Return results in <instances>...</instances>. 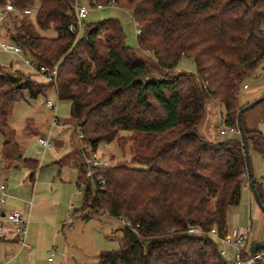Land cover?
Returning <instances> with one entry per match:
<instances>
[{
  "label": "trees",
  "instance_id": "obj_1",
  "mask_svg": "<svg viewBox=\"0 0 264 264\" xmlns=\"http://www.w3.org/2000/svg\"><path fill=\"white\" fill-rule=\"evenodd\" d=\"M7 3L15 12L1 24L6 38L37 67L57 65V80L37 83L0 66L5 168L21 162L34 181L37 164L21 160L9 118L25 92L35 99L54 87L58 100L70 102L71 121L91 151L100 144L128 146L131 162L141 166L110 165L90 178L84 165L79 170L81 206L72 216L108 215L125 223L119 249L101 252L98 264H227L209 231L226 233L227 211L239 205L244 184L263 208L264 196L248 173L241 135L210 141L197 128L213 100L223 110V124L240 125L247 147L264 154L262 134L248 130L243 118L264 100L253 108L239 102L264 62V0H93V7L130 13L137 50L148 57L126 45L116 19L87 25L80 37L72 33L77 0H0V8ZM36 27L53 28L56 37H42ZM183 59L193 62L194 73L173 72ZM34 131L29 121L25 134ZM192 227L205 235H188ZM258 254L256 264H264V250Z\"/></svg>",
  "mask_w": 264,
  "mask_h": 264
},
{
  "label": "rangeland",
  "instance_id": "obj_2",
  "mask_svg": "<svg viewBox=\"0 0 264 264\" xmlns=\"http://www.w3.org/2000/svg\"><path fill=\"white\" fill-rule=\"evenodd\" d=\"M78 3L88 9V14L86 18L81 21V28L78 30L79 37L83 35L84 27L87 25L98 23L106 19H116L120 22L123 29L126 45L137 50V28L127 10L113 5H108L98 10L96 7L92 6L93 0H78ZM30 19L34 22V14L30 15ZM36 31L42 37H56V32L53 28L41 30L36 27ZM0 37L3 41L11 42L8 39H3L1 33ZM23 59L0 50V66L10 70H20L24 75H31L28 73L31 69L24 65ZM263 67L264 62L257 67L255 76L246 81L249 89L240 91L239 102L241 105L248 102L252 104L253 101L250 100L255 98V94L259 95L264 93ZM173 72L194 73L195 66L191 60L183 59ZM48 101L56 106L55 110L46 107V102ZM212 103L215 102L210 99L209 102L206 103L204 121L206 116L209 117V108ZM218 109L219 111H215V114L219 113V116L214 115V112L212 115L214 123L216 121L217 124L213 127L214 129L209 128L211 137L216 139H230L235 137V134L220 136L218 130H215V128L219 127L228 129L221 119L220 114H223V110L221 107H218ZM54 117L59 121L60 125L68 123L71 120L70 102L58 100L54 87H51L45 94H41L35 99L30 98L25 92L24 98L15 104L9 118V126L14 130L16 142L20 147L27 148L25 150L26 154L41 156L42 153V149L38 147L36 137L25 134L26 125L29 121L32 122L35 127L36 133L43 137H47L50 130V136L53 139L58 137L61 130L64 131L67 139L71 136L70 134L74 133V128L76 133H79V129L76 127L69 128L68 126L64 129L60 126L52 127L51 125ZM243 118L248 125L247 127H252V129L259 131L264 139V105L257 106L246 112ZM70 123L73 122L71 121ZM122 135H128V133L123 132ZM1 139L0 137V141ZM80 142L81 147H84L86 142L82 139ZM247 148L251 176L260 184L261 194L264 196V154L260 155L256 153L250 144H248ZM96 154L98 157L102 155L104 160L110 162V165L125 164L131 168L141 167L131 162L128 146L122 150L113 143L100 144ZM53 162L50 156L45 154L43 166L45 168L47 167V169L43 170L45 174L40 176V184L37 189V192L45 194V197L38 203H35L34 208H36V210L32 212L30 218V220L40 219L45 224L41 226L42 228L39 231V235L34 237L33 241L29 238L31 235H29L30 225L28 226L26 243L30 246V250H23L17 253L18 247L20 248L18 243L0 242V264H98V255L101 252L116 251L119 249V241L122 237L123 228L121 221L113 219L108 215L82 221L72 216L73 211L67 212L66 206L69 201L75 203V210L79 209L81 206L82 193L77 190L74 184L78 172L75 173L69 167L65 168L64 162H61L62 165H60L59 173L57 165L55 164L53 166ZM12 173L16 174L17 177L10 178L7 181L10 193H22L25 195V188L28 186V183L25 181V170L20 169L18 172L13 171ZM22 173L24 176L21 178ZM19 179L20 182L25 185H23V188L22 186L20 188H14L12 185L16 184ZM0 180H2L1 172ZM46 180L48 182L44 183L43 181ZM249 191L248 185L244 184L241 195L243 193L245 195ZM38 193L37 195H39ZM238 206L240 207H238L237 212L240 209V214L237 219L238 224L240 226L242 225V231L246 230L248 227L247 224L251 222L250 230L256 238L254 240L264 245V213L258 207V212L256 214L258 217H255V215H250L247 206L243 205L242 202H240ZM67 217L71 219L69 223ZM227 252V264H234L232 256L233 251L227 247ZM4 261H6V263H4Z\"/></svg>",
  "mask_w": 264,
  "mask_h": 264
},
{
  "label": "crops",
  "instance_id": "obj_3",
  "mask_svg": "<svg viewBox=\"0 0 264 264\" xmlns=\"http://www.w3.org/2000/svg\"><path fill=\"white\" fill-rule=\"evenodd\" d=\"M77 2H78V0H77ZM0 10H1V8H0ZM0 33L2 34V38L3 39H7L6 36H5V31L2 29V26H1V29H0ZM0 40H1V37H0ZM1 41H3V40H1ZM138 53H139V55H143L145 57H148L147 53H144V52H141V51H138ZM12 71H20V70L14 69ZM28 73L31 74L32 79L35 82H37V83H47L43 78L35 76L34 73L32 72V70L30 72H28ZM248 89H249V87L247 86V88L243 89V90H248ZM254 97L255 98H252L250 101L255 102L256 100H259V99L263 98L264 97V93L263 94H259V95L255 94ZM48 102H46V107L51 109V107H49L47 105ZM207 102H209V100H207ZM213 102H215V101H213ZM248 103H250V102H248ZM50 104L53 105L52 103H50ZM53 106L56 108L55 105H53ZM218 107L219 106H218V104L216 102L212 103L210 108H209V117L206 116L205 121H204V119H202V121L199 123L198 128H197L199 134L201 136H203L204 138H206L207 140H210V141L217 140L216 138L211 137L209 128H213L217 124L216 121L214 123V120H213L214 118L212 119V115H213V112H214V115H218L219 116V113L215 114L216 112L219 111ZM70 122H71V120L68 123H64V124L60 125L59 121L57 120V124L56 125H51V126L52 127L60 126L63 129L68 127V126H69V128H71V127L74 128L73 123H70ZM244 125H245V127L248 130H255V129H252V127L248 128L247 127L248 125L246 124L245 120H244ZM34 129H35V127H34ZM217 129L218 128H215V130H217ZM50 132H51V130L47 134V137H43V136L37 134L36 130L32 134L33 135L32 137H36V140H38L39 138H43V139L48 140V142H49V145L47 147H43V146L39 145L38 141H37L38 147L42 149L41 156H31L29 154H26L25 150L27 148L26 149L25 148H21L20 145L18 144L20 149H21V160L35 161L36 164H37V169H36L35 174H34V181H32V182L29 181V179H28V176L30 174V170H28L27 168H24L22 166L21 162L17 163V168L16 169H6L5 165L3 164L2 160H1V156H0V172H1V179H2L0 181L3 182L6 185L7 194H8V198H7L6 203H5L4 207H3V211L5 213H9V212H11L13 210H17V211H19L22 214L24 219L28 220V226L30 225V227H29V235H31V236H29V238L31 239V241L34 240V237H37V235H39V231L42 228L41 226H43L45 224L40 219L30 220V218L32 216V212L36 210V208H34L35 203L36 202L38 203L39 201H41V199H43L45 197L44 196L45 194H41V193L37 192L38 185L40 184V176L44 175L45 173H44L43 170L47 169V167L45 168L43 166L45 154H48L50 156L51 161H54L53 162V166L55 164L57 165L59 173H60V165H62L61 162H64V165L66 166L65 168L69 167L75 173L78 172L77 175H76L74 184H75L77 190L81 193V190L77 187V184H76L77 178H78V174H79V170L82 167V165L84 164V157H83V155L81 153V149H82L81 142H80L81 140L78 139V137L80 135V131H79V133H78L79 135H78L76 133L75 128H74L73 129L74 133L70 134L71 136H69V139L66 138V134L64 133L63 130H61V132H59L58 137L56 139L55 138L53 139L50 136ZM235 135L236 136L233 137L234 139L240 137L239 132L235 133ZM28 136H30V135H28ZM2 143H3V140L1 139V141H0V151H1ZM99 157L104 159L102 157V155H99ZM20 169L25 170V173H26L25 181L28 183V186H26V188H25L26 189L25 190L26 191L25 195H23L22 193H18V194H14L12 192L10 193V191L8 189V185H7V181L10 178H16L17 177L16 174H14L12 172L13 171H17L18 172V170H20ZM36 175H37V178H36ZM23 176H24V174L22 173L21 178ZM20 179L17 181L16 184L12 185L14 188H20L21 186L23 188V185H25V184L20 182ZM43 182L46 183L48 181L46 180V181H43ZM37 193L39 195H37ZM246 194H247V196H246ZM246 194L244 195V193H243L241 195L240 202H242L243 205L247 206L250 215H255V217H258V216H256V214L258 212L257 208L259 207V205H258V202H257V200L255 198V195L253 193H251L250 191L248 193H246ZM238 207H240V206L231 207L227 211L226 233L232 234L233 232L242 231V229H241L242 225L240 226L238 224V219H237L239 217V214H240V209L237 212ZM66 208H67V212L73 211V210H75L76 205H75V203L73 201H69L67 206H66ZM96 218H98V217H96ZM30 221H32V222H30ZM247 226L248 227H247L246 230L249 232V236H248L247 249H246L245 255L249 256V255H253L252 254V248H253V246L255 244H257V242H256V240H254L256 238H255V236L253 235V233L250 230L251 229V222L248 223ZM0 242H7V243L8 242H12L14 244L17 243L15 241H7V240H2V239H0ZM228 248H230L233 251L232 256H233V261H234L235 249L232 248V247H228ZM30 249H31L30 246H29V248H21V247L19 248L18 247L17 253H19V252H21L23 250H30ZM227 257H228V255H227ZM226 259H225V261H226ZM4 263H6V261H4Z\"/></svg>",
  "mask_w": 264,
  "mask_h": 264
},
{
  "label": "built area",
  "instance_id": "obj_4",
  "mask_svg": "<svg viewBox=\"0 0 264 264\" xmlns=\"http://www.w3.org/2000/svg\"><path fill=\"white\" fill-rule=\"evenodd\" d=\"M96 8L100 10L102 9V6L98 5ZM74 9L76 15V27H70V31L72 33L78 31L81 28V21L85 19L88 14V9L79 4L75 5ZM13 12H15V10L9 3H7L3 8H1L0 29L4 19L8 16L9 13ZM30 13L31 11L29 10H25L23 12L24 15H28ZM137 34H139L138 31ZM0 50L7 53H11L22 59L24 58L22 50L12 42L0 40ZM23 62L24 65H26L32 70L34 75L43 78L47 83H56L57 65L53 66V68L49 70L46 67H37L36 64L28 58H24ZM246 88L247 86L243 87V89ZM47 105L51 107L52 110H55V107L49 102L47 103ZM56 124L57 119L54 117L52 125ZM217 130L220 136L238 133V129L236 127H229L228 129L219 127ZM78 139H82L81 135H79ZM37 141L38 144L43 147H47L49 145V142L46 139L39 138ZM81 153L84 157L83 165L85 166V175L88 178L92 177L95 169L106 168L110 166V162L98 157L96 152L91 151L87 143H85L84 147H82ZM103 184L104 182L101 181V185ZM7 198V187L3 182L0 181V239L7 241H15L20 245L21 248H29V245L26 243V237L28 232V220L24 219L22 214L17 210H13L9 213H5L3 211V207L6 203ZM67 220L69 223L71 221L70 217H68ZM187 234L195 237H202L205 235L204 231L198 227L189 228L187 230ZM208 235L217 241L219 248V256L223 260H225L228 255L227 247H232L235 249V264H256L258 258L260 257V254H258L257 256L249 255L247 259H243L242 257V255L246 253L247 249V242L249 236V232L247 230L233 232L232 234L225 233L222 237H219L217 235L216 230L211 229Z\"/></svg>",
  "mask_w": 264,
  "mask_h": 264
},
{
  "label": "water",
  "instance_id": "obj_5",
  "mask_svg": "<svg viewBox=\"0 0 264 264\" xmlns=\"http://www.w3.org/2000/svg\"><path fill=\"white\" fill-rule=\"evenodd\" d=\"M262 100H264V97L259 99L258 101L253 102L252 104H250L249 108L255 107ZM239 120H240V117L238 116V121ZM238 132L241 135V139H242V145H243V149H244V153H245V162H246V166L248 167V173L251 175V171H250V167H249V157H248L247 143H246L245 137L243 136V132L241 130V126L240 125H238ZM255 198H256V200L258 202V205H259L260 209L264 213V208L261 206V203L259 202V198L257 196H255ZM259 250H264V245L257 243L252 248L253 256H257ZM259 261H260V257L258 258L257 262H259Z\"/></svg>",
  "mask_w": 264,
  "mask_h": 264
}]
</instances>
